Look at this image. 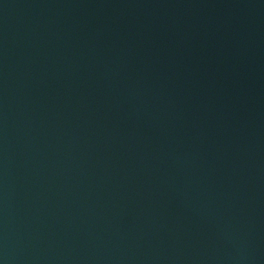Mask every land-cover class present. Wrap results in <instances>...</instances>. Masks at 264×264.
Segmentation results:
<instances>
[{"label":"water","instance_id":"water-1","mask_svg":"<svg viewBox=\"0 0 264 264\" xmlns=\"http://www.w3.org/2000/svg\"><path fill=\"white\" fill-rule=\"evenodd\" d=\"M0 264H264V0H0Z\"/></svg>","mask_w":264,"mask_h":264}]
</instances>
